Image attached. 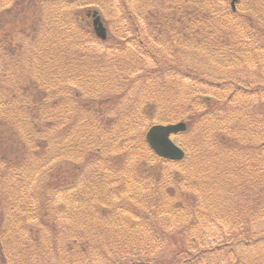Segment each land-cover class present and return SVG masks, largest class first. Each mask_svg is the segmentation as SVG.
Masks as SVG:
<instances>
[{
    "label": "trees",
    "instance_id": "16d2710c",
    "mask_svg": "<svg viewBox=\"0 0 264 264\" xmlns=\"http://www.w3.org/2000/svg\"><path fill=\"white\" fill-rule=\"evenodd\" d=\"M263 224L264 0H0V264H264Z\"/></svg>",
    "mask_w": 264,
    "mask_h": 264
},
{
    "label": "water",
    "instance_id": "95a60500",
    "mask_svg": "<svg viewBox=\"0 0 264 264\" xmlns=\"http://www.w3.org/2000/svg\"><path fill=\"white\" fill-rule=\"evenodd\" d=\"M238 0H232V6L236 9V3ZM94 29L96 34L106 39L107 29L101 19V16L97 12L94 13ZM187 129L185 122L173 123V124H157L152 126L147 133V140L152 149L161 157L170 160H182L185 157V151L174 142L171 135L183 132Z\"/></svg>",
    "mask_w": 264,
    "mask_h": 264
},
{
    "label": "rangeland",
    "instance_id": "374dc122",
    "mask_svg": "<svg viewBox=\"0 0 264 264\" xmlns=\"http://www.w3.org/2000/svg\"><path fill=\"white\" fill-rule=\"evenodd\" d=\"M85 1H90L91 2V0H85ZM94 1V0H93ZM97 1V0H96ZM106 18H108L109 19V17H110V15L108 14V13H106V16H105ZM110 33H111V31H110ZM188 82H186L185 83V85L187 84ZM183 96H185V95H179L178 97H183ZM187 97V96H186ZM179 138H181V139H179V140H183V137H179ZM263 227H264V224L262 225ZM171 240H172V238H171Z\"/></svg>",
    "mask_w": 264,
    "mask_h": 264
}]
</instances>
